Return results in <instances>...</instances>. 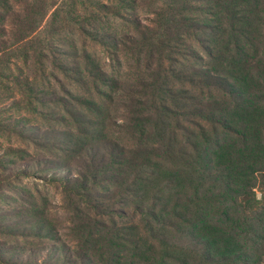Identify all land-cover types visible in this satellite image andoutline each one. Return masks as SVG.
<instances>
[{
    "label": "trees",
    "instance_id": "trees-1",
    "mask_svg": "<svg viewBox=\"0 0 264 264\" xmlns=\"http://www.w3.org/2000/svg\"><path fill=\"white\" fill-rule=\"evenodd\" d=\"M2 100L0 202L57 185L75 249L32 198L0 264H264V0H0Z\"/></svg>",
    "mask_w": 264,
    "mask_h": 264
},
{
    "label": "rangeland",
    "instance_id": "rangeland-1",
    "mask_svg": "<svg viewBox=\"0 0 264 264\" xmlns=\"http://www.w3.org/2000/svg\"><path fill=\"white\" fill-rule=\"evenodd\" d=\"M144 22L147 23L148 21L144 19ZM7 100H2L0 102V106H2ZM10 112H6L3 115L6 117L9 116ZM34 123V121H32ZM0 141L4 143L5 145H9L11 141L8 138H0ZM14 143V141L12 142ZM15 145H19L15 143ZM28 150H31L33 153H35L34 148H29L25 147ZM61 170H58V173H61L62 175L65 174V172H60ZM14 183H19V185L14 188ZM9 188L7 194H6V201L5 202H0V209H5L8 210L7 214L12 215L13 221H17L18 223H24V214L26 213H37L36 207L33 205L32 198L38 199V205H43L45 204L47 208L50 210V215H49V220L51 223L59 229L60 232V239H63V241L67 243V246L70 249H75V246L73 245V242L67 237L66 233V226L65 223L60 224L59 222L56 221L60 219H63L65 222L66 217H65V212L66 209L64 207L65 203L63 200V194H62V189L58 187L57 185L51 184V183H46L40 178H24L23 180L16 181L14 182ZM25 197H23V196ZM30 199H28V198ZM24 201H28L27 203H24ZM10 211H12L10 213ZM19 214H18V213ZM100 239V238H99ZM2 241V240H1ZM8 242H12L13 239L10 238L7 240ZM20 243L25 244V249H29L30 247H33L36 242H32V240H21ZM94 250L92 251L94 256L90 260H86L84 263L80 262L79 260L74 263L72 259L69 258L67 255V262L65 264H104L103 258L107 254L106 251L104 250V245L101 240L97 241L94 244ZM105 253V255H104ZM102 256V257H101ZM60 261H57L55 263H59ZM63 264V263H60ZM106 264V263H105Z\"/></svg>",
    "mask_w": 264,
    "mask_h": 264
}]
</instances>
